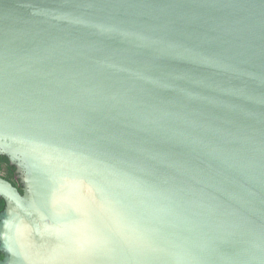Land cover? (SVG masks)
<instances>
[{
	"label": "water",
	"instance_id": "obj_1",
	"mask_svg": "<svg viewBox=\"0 0 264 264\" xmlns=\"http://www.w3.org/2000/svg\"><path fill=\"white\" fill-rule=\"evenodd\" d=\"M0 264H264V0H0Z\"/></svg>",
	"mask_w": 264,
	"mask_h": 264
},
{
	"label": "trees",
	"instance_id": "obj_2",
	"mask_svg": "<svg viewBox=\"0 0 264 264\" xmlns=\"http://www.w3.org/2000/svg\"><path fill=\"white\" fill-rule=\"evenodd\" d=\"M4 172V178L11 181L14 186L18 187L19 190L22 192V186L20 181L17 179L16 175V168L10 165L9 160L6 157L0 156V173ZM1 175V174H0ZM5 208V202L0 197V213ZM3 259V255L0 254V261Z\"/></svg>",
	"mask_w": 264,
	"mask_h": 264
},
{
	"label": "rangeland",
	"instance_id": "obj_3",
	"mask_svg": "<svg viewBox=\"0 0 264 264\" xmlns=\"http://www.w3.org/2000/svg\"><path fill=\"white\" fill-rule=\"evenodd\" d=\"M0 174H1L2 176H4V172H1Z\"/></svg>",
	"mask_w": 264,
	"mask_h": 264
}]
</instances>
